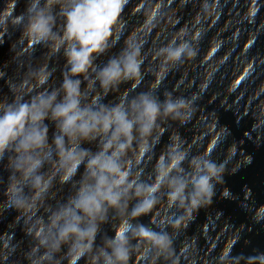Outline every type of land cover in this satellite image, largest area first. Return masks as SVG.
<instances>
[{"label":"clouds","instance_id":"obj_1","mask_svg":"<svg viewBox=\"0 0 264 264\" xmlns=\"http://www.w3.org/2000/svg\"><path fill=\"white\" fill-rule=\"evenodd\" d=\"M249 145L264 0H0V264H264Z\"/></svg>","mask_w":264,"mask_h":264}]
</instances>
